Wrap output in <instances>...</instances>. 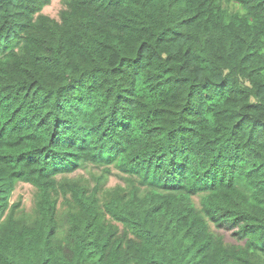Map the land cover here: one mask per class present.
<instances>
[{
	"label": "trees",
	"instance_id": "trees-1",
	"mask_svg": "<svg viewBox=\"0 0 264 264\" xmlns=\"http://www.w3.org/2000/svg\"><path fill=\"white\" fill-rule=\"evenodd\" d=\"M50 3L0 0V264H264V0Z\"/></svg>",
	"mask_w": 264,
	"mask_h": 264
},
{
	"label": "rangeland",
	"instance_id": "rangeland-1",
	"mask_svg": "<svg viewBox=\"0 0 264 264\" xmlns=\"http://www.w3.org/2000/svg\"><path fill=\"white\" fill-rule=\"evenodd\" d=\"M63 7V0H51V3L49 5H47L44 8V13L50 15L51 17L57 18L58 17V13L60 11V9ZM89 173L85 170H81L78 172L77 175L79 176H84L85 178H89ZM118 182V178L115 176H111L109 178V186L115 185ZM35 192V189L29 185V184H18L16 191L13 195L12 198V202L18 200L19 198H22L25 201V204L27 205V207L31 206V199L33 198V194ZM229 240V237H228Z\"/></svg>",
	"mask_w": 264,
	"mask_h": 264
}]
</instances>
